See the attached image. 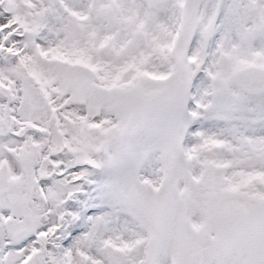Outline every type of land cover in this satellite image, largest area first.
<instances>
[{"label": "snow or ice", "instance_id": "snow-or-ice-1", "mask_svg": "<svg viewBox=\"0 0 264 264\" xmlns=\"http://www.w3.org/2000/svg\"><path fill=\"white\" fill-rule=\"evenodd\" d=\"M0 264H264V0H0Z\"/></svg>", "mask_w": 264, "mask_h": 264}]
</instances>
